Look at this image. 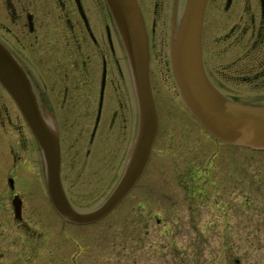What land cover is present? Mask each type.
<instances>
[{
	"label": "rangeland",
	"instance_id": "1",
	"mask_svg": "<svg viewBox=\"0 0 264 264\" xmlns=\"http://www.w3.org/2000/svg\"><path fill=\"white\" fill-rule=\"evenodd\" d=\"M160 34L155 36L166 43L161 56L169 59V31ZM114 37L119 42L116 32ZM119 56L126 74L122 49ZM162 65L151 68L159 129L148 169L111 214L88 227L62 225L53 212L36 144L0 87V120H9L11 126L0 134V264H81L78 259H83L82 264H264V151L227 146L206 135L183 105L168 65L167 72ZM115 98L123 101L120 90ZM237 102L264 106V97ZM78 145L73 148L81 155L87 143ZM102 150L97 166H106L103 192L94 195V203L86 207L69 198L77 211L101 204L119 177L127 146L122 144L115 154L110 144ZM90 151L92 157L98 153ZM12 152L23 153V159L17 176L9 177ZM6 178H14L12 193L22 201L27 234L12 221ZM142 213L154 215L150 224L151 229L160 230L158 246L154 247L156 238L140 217ZM23 243L35 247L34 257L28 259Z\"/></svg>",
	"mask_w": 264,
	"mask_h": 264
},
{
	"label": "flooded vegetation",
	"instance_id": "2",
	"mask_svg": "<svg viewBox=\"0 0 264 264\" xmlns=\"http://www.w3.org/2000/svg\"><path fill=\"white\" fill-rule=\"evenodd\" d=\"M181 1L136 0L148 38L149 88L156 117L157 97L154 96L151 68L163 62L164 71L167 72L169 67L171 75V67L169 51V59L161 56L166 43L155 35L160 32L162 36L169 31L172 38L179 20L177 14ZM204 5L199 45L208 83L235 103H241L237 102L239 98L264 97V0H205ZM107 14L109 16L102 0H0V45L26 75L41 116L55 124L60 162L59 183L70 208L79 213L91 212L94 206L101 205L98 203L90 210L83 209L81 212L75 209L69 198L77 199L83 203L81 207H86L94 203V195L103 192L106 166H97L103 158L102 149L110 144L115 154L122 144L127 146L120 177L136 132V108L127 59L120 39L118 42L114 37L116 29L110 16L113 29L108 25ZM119 45L123 51L126 74L122 69ZM117 90L122 92L123 101L115 98ZM16 117L19 121L21 115ZM0 124L3 128L0 134L4 135L6 127L11 128L10 121L6 123V119L4 122L0 120ZM157 134L149 160L131 191L138 186L148 169ZM126 136H129L128 140ZM85 141V152L78 155L79 149L73 147ZM35 148L38 152L36 145ZM91 149L98 152L96 156L92 157ZM19 154L10 153L9 177L11 174L17 176L23 159V153ZM6 179L11 181L7 199L12 221L27 234L29 227L21 215L22 201L12 193L14 178ZM13 201L18 202L17 214ZM108 215L92 224L77 225L61 220L56 214L60 223L69 227L93 226ZM140 217H143L145 225L156 238L154 247L158 246L160 230L151 229L150 224L154 215L151 217L148 213H142ZM155 221L157 223L158 219ZM225 235L228 238L231 236L230 232ZM30 240L31 236L26 237L27 244ZM25 244L28 259L30 255L34 257L35 247L29 248ZM82 260L78 259L77 262L82 264Z\"/></svg>",
	"mask_w": 264,
	"mask_h": 264
},
{
	"label": "water",
	"instance_id": "3",
	"mask_svg": "<svg viewBox=\"0 0 264 264\" xmlns=\"http://www.w3.org/2000/svg\"><path fill=\"white\" fill-rule=\"evenodd\" d=\"M205 0H186L169 46L171 74L182 103L201 129L216 142L247 150L264 151V107H249L226 100L209 85L201 65L200 28ZM124 49L136 108V132L117 183L101 205L78 213L66 202L59 183V152L55 124L38 111L22 70L0 45V86L28 126L40 153L45 192L61 220L92 224L112 211L139 180L149 160L157 133V117L148 84V48L145 28L135 0H104ZM11 181H8V185ZM14 212L18 202L13 201Z\"/></svg>",
	"mask_w": 264,
	"mask_h": 264
}]
</instances>
